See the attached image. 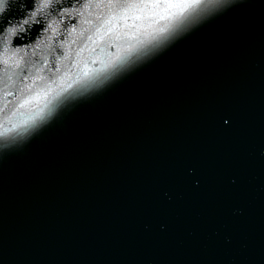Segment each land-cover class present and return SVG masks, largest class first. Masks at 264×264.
Returning <instances> with one entry per match:
<instances>
[{"label":"water","instance_id":"water-1","mask_svg":"<svg viewBox=\"0 0 264 264\" xmlns=\"http://www.w3.org/2000/svg\"><path fill=\"white\" fill-rule=\"evenodd\" d=\"M76 7L53 0L19 55L53 63L41 24ZM0 264H264V0H220L23 139L0 137Z\"/></svg>","mask_w":264,"mask_h":264},{"label":"snow or ice","instance_id":"snow-or-ice-1","mask_svg":"<svg viewBox=\"0 0 264 264\" xmlns=\"http://www.w3.org/2000/svg\"><path fill=\"white\" fill-rule=\"evenodd\" d=\"M219 2L77 0L79 7L73 9L75 16L65 10L59 13L60 19L41 24L42 30H50L49 41H56L55 45L48 44L49 53L54 56L50 64L49 55H41L39 60L31 57L25 60L28 53L25 51L24 56L19 53L26 45L13 44L9 39V36H16L18 29L24 31L23 25L29 24L53 3V0H40L39 6L20 25L0 29L3 37L0 44V91L6 101L0 112L11 113L6 121L10 127L0 131V137L9 138L13 143L23 139L58 106L100 87L134 62V58L149 55L154 47L197 23ZM3 5L4 0H0V11H3ZM65 16H71L70 26L65 23ZM61 25H64L63 29ZM58 32L60 36H57ZM111 48L116 49L114 54L108 52ZM35 55L34 49L32 56ZM97 64L100 66H89ZM9 97L13 99L9 100Z\"/></svg>","mask_w":264,"mask_h":264}]
</instances>
